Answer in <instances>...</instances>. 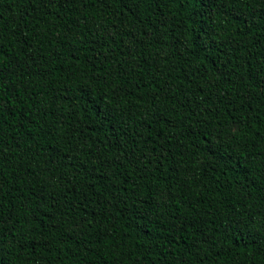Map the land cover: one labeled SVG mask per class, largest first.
I'll return each instance as SVG.
<instances>
[{"label": "trees", "instance_id": "16d2710c", "mask_svg": "<svg viewBox=\"0 0 264 264\" xmlns=\"http://www.w3.org/2000/svg\"><path fill=\"white\" fill-rule=\"evenodd\" d=\"M0 264H264V0H0Z\"/></svg>", "mask_w": 264, "mask_h": 264}]
</instances>
